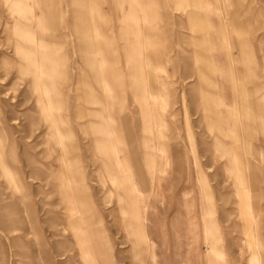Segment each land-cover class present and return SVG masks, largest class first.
Returning a JSON list of instances; mask_svg holds the SVG:
<instances>
[{"label": "rangeland", "instance_id": "374dc122", "mask_svg": "<svg viewBox=\"0 0 264 264\" xmlns=\"http://www.w3.org/2000/svg\"><path fill=\"white\" fill-rule=\"evenodd\" d=\"M37 1L26 70L0 0V264H264V23L234 0Z\"/></svg>", "mask_w": 264, "mask_h": 264}, {"label": "crops", "instance_id": "0c3cea01", "mask_svg": "<svg viewBox=\"0 0 264 264\" xmlns=\"http://www.w3.org/2000/svg\"><path fill=\"white\" fill-rule=\"evenodd\" d=\"M48 1H49V3H48L49 9L53 13L55 6H56V3H57V0H54V1L48 0ZM3 2H4V6H5L6 11H8L10 14V17L14 18L13 28H14L15 35L18 38L17 39L18 43L16 44L15 48L16 49L19 48V50L21 51V55L27 54L28 53L27 51H28L29 34H32L34 36L33 39L36 41L37 49H39L43 45L42 42L45 40L44 35L42 34V36L41 35L39 36L36 33H33L32 32L33 30L29 29V25H34L35 20H38V25H44L45 24V16L43 14L39 15L36 13L35 17L30 16V14H29L30 13L29 10H34V9H36L35 5H36V7H37V4L39 5L38 1L37 0H3ZM79 2H80L79 4L81 5V4L85 3L86 0H79ZM234 3L236 5L235 7L240 5L242 10H244L245 16L247 15L249 17L250 23H252V24H257V23L263 24L264 23V1L263 0H261L260 2L258 0H234ZM259 9H260V12H259ZM239 10H240V8H239ZM239 10H235V15L238 17L241 16V14L243 13L242 10L241 11H239ZM52 15L53 14L49 13L50 19H53ZM79 15L80 16H86V13L81 12ZM88 15L93 19L94 12L92 9L89 10ZM92 33L94 34L93 36L96 39L98 36L97 31L94 29L92 31ZM88 49L91 51V57H92L91 58V66L95 68L93 70V73L97 72V74L99 75L96 77H99L101 89L102 90L106 89L110 93L111 89H110L109 85L106 83L104 75L102 74V67L104 66L105 62L101 60L99 54L95 53V42H93V39L89 41ZM36 54L39 55V53H36ZM46 55H48V54H46ZM115 151L120 152L119 150L117 151L116 146H115ZM117 158H118V154H117ZM119 164L122 165V168L127 169V172H125V174L130 175L129 163L126 161V159L121 161V162L119 161ZM108 177L110 178L111 176L108 175ZM118 184H119V182H118ZM122 200L124 201L123 196H122ZM122 205H123L122 213L130 214V212L125 208V207H127V204L125 205V203L123 202ZM82 248H87V246H83ZM91 248H93V246H91Z\"/></svg>", "mask_w": 264, "mask_h": 264}, {"label": "bare ground", "instance_id": "6f19581e", "mask_svg": "<svg viewBox=\"0 0 264 264\" xmlns=\"http://www.w3.org/2000/svg\"><path fill=\"white\" fill-rule=\"evenodd\" d=\"M54 1V0H53ZM55 5V4H54ZM16 24V23H15ZM19 27V26H18ZM24 37V36H23ZM34 42V41H33ZM52 42V41H51ZM50 42V43H51ZM18 43V42H17ZM20 44V43H19ZM39 45V44H38ZM32 45H30V44H28V53L27 54H23L22 56H20V58H21V61L24 63V64H27V66H26V70L27 69H29V67H30V65L32 64V62H33V57L34 56H37V55H34V53L33 52H31V50H33L32 49V47H31ZM37 47V46H36ZM48 47V46H47ZM34 48V47H33ZM19 49V48H18ZM97 54V53H96ZM19 55H21V53H19ZM52 59L50 58V60H48V58H44L43 60H40V62H38L39 64H38V67L40 68V75H42V73L44 74V72H43V70H44V68H45V64L47 63V61L49 62V64H50V66H49V68H50V72L52 73V76L54 77L56 74H55V72L58 74L59 73V69H57V68H59L58 67V64H55L54 63V61L52 60ZM36 63V62H35ZM25 67V66H24ZM37 67V66H36ZM38 68V69H39ZM61 68V67H60ZM24 69V68H23ZM25 70V69H24ZM39 71V70H38ZM28 73H29V75H31V77H32V80H33V84H34V86H35V88H36V91L39 93V91H40V89H41V80H39L40 79V77H39V75H32V74H30V72L29 71H27ZM26 72V73H27ZM34 73V72H33ZM54 74V75H53ZM96 76H98V74H97V72H94V77H96ZM103 88V87H102ZM104 90H106V89H104ZM38 99H41V97L39 96V98ZM0 145H1V141H0ZM1 156V155H0ZM116 157H117V155H116ZM124 176H126V178H123V177H121V178H119V183H120V181H126V182H124L123 184H122V186H123V190H124V192H125V194L123 195V197L126 199V200H128L129 202L127 203V207L130 209L129 210V212H130V218H131V221L133 222V225L135 226V228H133L134 229V231H135V235H136V237H138L139 239H141L142 238V236H143V233H142V230H140L141 228H139V227H137L136 225H135V223H136V221H137V219H139V215L137 214V212H136V210L134 209L135 208V205H136V203H135V194H134V190H133V187H132V185H133V181L131 180V178H130V175L129 174H125ZM121 185V184H120ZM139 222H140V220H138V225H140L139 224ZM133 226V227H134ZM144 231V230H143ZM86 237H87V235H86ZM88 238V237H87ZM90 262V261H89ZM92 263V262H91ZM90 263V264H91Z\"/></svg>", "mask_w": 264, "mask_h": 264}]
</instances>
